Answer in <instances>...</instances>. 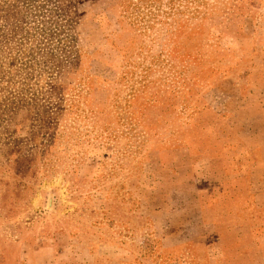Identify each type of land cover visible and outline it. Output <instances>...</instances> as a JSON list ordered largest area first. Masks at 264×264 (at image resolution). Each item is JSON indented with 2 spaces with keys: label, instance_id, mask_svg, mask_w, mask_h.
Returning a JSON list of instances; mask_svg holds the SVG:
<instances>
[{
  "label": "rangeland",
  "instance_id": "rangeland-1",
  "mask_svg": "<svg viewBox=\"0 0 264 264\" xmlns=\"http://www.w3.org/2000/svg\"><path fill=\"white\" fill-rule=\"evenodd\" d=\"M263 88L264 0H0V264H264Z\"/></svg>",
  "mask_w": 264,
  "mask_h": 264
},
{
  "label": "crops",
  "instance_id": "crops-1",
  "mask_svg": "<svg viewBox=\"0 0 264 264\" xmlns=\"http://www.w3.org/2000/svg\"><path fill=\"white\" fill-rule=\"evenodd\" d=\"M262 89V88H261ZM264 89V88H263ZM263 95H264V93H263Z\"/></svg>",
  "mask_w": 264,
  "mask_h": 264
}]
</instances>
